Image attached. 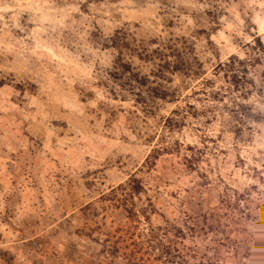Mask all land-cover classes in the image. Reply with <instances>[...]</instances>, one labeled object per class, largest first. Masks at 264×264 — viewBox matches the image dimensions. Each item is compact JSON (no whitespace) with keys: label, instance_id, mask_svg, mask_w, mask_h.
<instances>
[{"label":"rangeland","instance_id":"obj_1","mask_svg":"<svg viewBox=\"0 0 264 264\" xmlns=\"http://www.w3.org/2000/svg\"><path fill=\"white\" fill-rule=\"evenodd\" d=\"M256 38L264 0H0V264H264Z\"/></svg>","mask_w":264,"mask_h":264},{"label":"trees","instance_id":"obj_2","mask_svg":"<svg viewBox=\"0 0 264 264\" xmlns=\"http://www.w3.org/2000/svg\"><path fill=\"white\" fill-rule=\"evenodd\" d=\"M255 43L257 44L256 51L264 54V46H263L261 40L259 38H256ZM257 61H260L259 55L256 58H254V60L252 62L256 64ZM250 62H251L250 60L241 61V60H239L236 57H231L228 60L227 63L219 65L218 69L219 70H223L225 76L227 78H229L230 81L234 85H239L241 83L244 84V82L246 80L245 75L247 74L246 64H248ZM248 65L250 66V64H248ZM120 67H121L122 71L124 72V68L125 67H123V66H120ZM158 67L160 69H165L164 66L158 65ZM176 70L179 71L177 68H173V71H176ZM160 71L161 70H158V72H160ZM125 74H129V77H127L128 86H133V84L139 85V86L143 85L142 84L143 82L141 81V78L139 76H137L136 74H133L132 72L127 71V70H125ZM119 76H120L119 74L115 73L114 77H112V78L115 79V78H117ZM123 77H125V76H123ZM151 93H152V97L155 98V99H161V100L165 99V96H164L165 94L157 93L156 90L152 89ZM131 184H132L131 185V190L134 193H140L142 191L140 182L138 180H136V179L131 180Z\"/></svg>","mask_w":264,"mask_h":264}]
</instances>
